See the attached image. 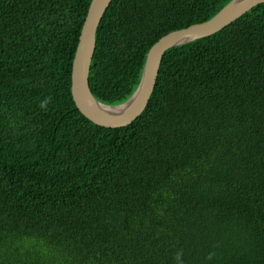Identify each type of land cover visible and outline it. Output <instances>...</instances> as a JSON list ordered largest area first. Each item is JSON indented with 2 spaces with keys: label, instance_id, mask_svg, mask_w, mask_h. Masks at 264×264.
<instances>
[{
  "label": "trees",
  "instance_id": "16d2710c",
  "mask_svg": "<svg viewBox=\"0 0 264 264\" xmlns=\"http://www.w3.org/2000/svg\"><path fill=\"white\" fill-rule=\"evenodd\" d=\"M231 0H112L89 88L136 90L150 48ZM91 0H0V264H264V4L166 51L130 125L76 108Z\"/></svg>",
  "mask_w": 264,
  "mask_h": 264
},
{
  "label": "water",
  "instance_id": "95a60500",
  "mask_svg": "<svg viewBox=\"0 0 264 264\" xmlns=\"http://www.w3.org/2000/svg\"><path fill=\"white\" fill-rule=\"evenodd\" d=\"M112 0H91L72 62L71 95L76 108L97 126L116 129L130 125L144 111L156 85L162 59L169 49L209 37L239 19L264 0H231L203 23L172 31L148 51L140 82L133 94L119 105H104L89 88V71L96 47V31Z\"/></svg>",
  "mask_w": 264,
  "mask_h": 264
}]
</instances>
